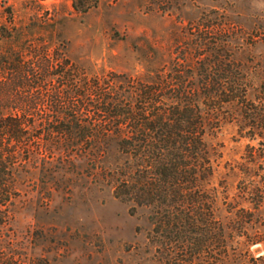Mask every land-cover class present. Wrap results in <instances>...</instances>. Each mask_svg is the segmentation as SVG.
<instances>
[{
    "label": "trees",
    "instance_id": "1",
    "mask_svg": "<svg viewBox=\"0 0 264 264\" xmlns=\"http://www.w3.org/2000/svg\"><path fill=\"white\" fill-rule=\"evenodd\" d=\"M38 1H68L80 15L98 3ZM57 24L34 20L24 27L0 26V264H20L4 232L16 202L30 184L60 183L61 168L93 169L92 180L110 186L130 215L146 211V239L157 263L233 262L235 249L212 184L211 139L225 106L238 109L229 122L237 119L251 129L264 125V81L263 97L249 100L244 74L236 73L240 84L229 88L230 63L210 86L206 74L199 75L200 86H190L186 82L195 76L173 69L145 81L112 74L102 82L89 79L66 58L67 43L59 40ZM40 31L45 38H32ZM83 113L94 120L85 115L82 120ZM228 211L232 225L238 216L233 208Z\"/></svg>",
    "mask_w": 264,
    "mask_h": 264
},
{
    "label": "rangeland",
    "instance_id": "2",
    "mask_svg": "<svg viewBox=\"0 0 264 264\" xmlns=\"http://www.w3.org/2000/svg\"><path fill=\"white\" fill-rule=\"evenodd\" d=\"M34 20L58 22L66 58L89 79L102 82L112 74L145 81L173 69L193 74L190 86H200L199 75L206 74L210 86L230 63L229 88H237L234 78L242 73L248 99L263 97L264 0H98L84 15L68 1L0 0V26L24 27ZM40 37L45 33L32 38ZM224 108L211 139L212 184L235 249L233 262L223 264H264V125L251 129L237 119L229 122L238 109ZM84 115L94 120L91 113L81 114L82 120ZM95 172L61 168L60 183L30 184L4 230L20 264H159L146 239L147 212L130 215L110 186L92 180ZM231 208L238 216L232 225ZM249 238L257 241L249 244Z\"/></svg>",
    "mask_w": 264,
    "mask_h": 264
}]
</instances>
